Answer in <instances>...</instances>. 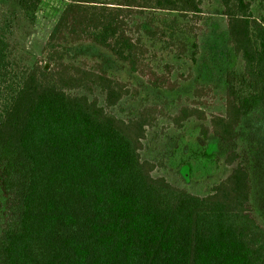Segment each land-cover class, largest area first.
<instances>
[{"label": "trees", "instance_id": "1", "mask_svg": "<svg viewBox=\"0 0 264 264\" xmlns=\"http://www.w3.org/2000/svg\"><path fill=\"white\" fill-rule=\"evenodd\" d=\"M219 1L243 72L231 81L224 114L210 116L202 132L229 143L240 121L264 103V16L254 17L246 0ZM66 2L43 57L27 71L12 67L0 32V178L7 197L0 264H264V227L249 213L244 164L203 197L154 178L156 165L140 151L163 109L149 105L117 118L108 109L137 91L66 61L70 46L93 44L153 89L175 91L172 67L155 69L141 36L194 61V28L178 19L198 17L200 1ZM39 3L18 0V8L32 21ZM145 10L175 15L160 21L163 27L148 19L132 31L128 20ZM94 89L105 107L72 94ZM181 112L180 120L198 113ZM237 157L231 153L227 162Z\"/></svg>", "mask_w": 264, "mask_h": 264}, {"label": "rangeland", "instance_id": "2", "mask_svg": "<svg viewBox=\"0 0 264 264\" xmlns=\"http://www.w3.org/2000/svg\"><path fill=\"white\" fill-rule=\"evenodd\" d=\"M199 1L201 13L198 17L186 21L178 19L194 28L197 44L194 61L177 58L174 49L163 48V43L148 40L141 33L150 54L154 55L151 60L155 69L161 71L163 65L172 67V77L178 82L175 91L153 89L126 65L93 44L70 46L66 61L116 79L137 91L108 109L117 118L127 120L149 105L163 109L164 115L157 117L153 127L147 129L140 151L142 160L156 165L152 172L154 178H164L174 187L203 197L238 163H243L249 174V213L264 227V103L240 121L234 142L224 143L211 132L203 137L202 127L209 128L210 116L224 114L231 81L238 80L243 71L242 62L228 43L220 1ZM246 1L251 4L254 17L264 16V0ZM66 3V0H40L34 19L29 21L19 11L18 0H0V32L8 44V59L18 73L31 69L43 57L48 37ZM171 15L175 14L145 10L128 22L132 31L136 25L148 26V19L163 27L160 21L169 20ZM199 89H202L199 91L202 95L197 98L194 94ZM72 94L87 96L105 107L99 89L73 91ZM182 109L198 113L180 120ZM203 116L204 120L199 118ZM231 153L237 154L238 159L229 164L227 158ZM6 207L7 197L1 189L0 178V231L6 218Z\"/></svg>", "mask_w": 264, "mask_h": 264}]
</instances>
